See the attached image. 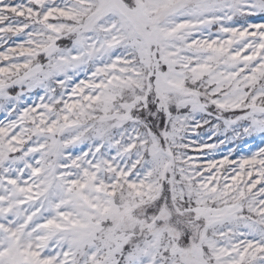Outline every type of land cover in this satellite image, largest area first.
<instances>
[{"label": "snow or ice", "instance_id": "snow-or-ice-1", "mask_svg": "<svg viewBox=\"0 0 264 264\" xmlns=\"http://www.w3.org/2000/svg\"><path fill=\"white\" fill-rule=\"evenodd\" d=\"M0 264H264V0H0Z\"/></svg>", "mask_w": 264, "mask_h": 264}, {"label": "rangeland", "instance_id": "rangeland-1", "mask_svg": "<svg viewBox=\"0 0 264 264\" xmlns=\"http://www.w3.org/2000/svg\"><path fill=\"white\" fill-rule=\"evenodd\" d=\"M256 19H257V22H258V18H256ZM250 143H251L252 146H253V150H255V147H256L257 145L260 144V141H259V140H256V141H250ZM245 154H246V152H245Z\"/></svg>", "mask_w": 264, "mask_h": 264}]
</instances>
